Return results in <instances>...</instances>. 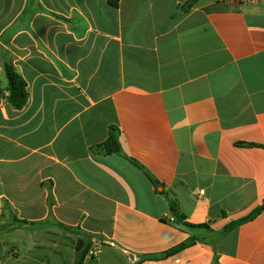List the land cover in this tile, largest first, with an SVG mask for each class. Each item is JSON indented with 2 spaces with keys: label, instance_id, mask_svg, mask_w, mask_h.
<instances>
[{
  "label": "crops",
  "instance_id": "obj_1",
  "mask_svg": "<svg viewBox=\"0 0 264 264\" xmlns=\"http://www.w3.org/2000/svg\"><path fill=\"white\" fill-rule=\"evenodd\" d=\"M187 1L0 0V264H264V0Z\"/></svg>",
  "mask_w": 264,
  "mask_h": 264
},
{
  "label": "trees",
  "instance_id": "obj_2",
  "mask_svg": "<svg viewBox=\"0 0 264 264\" xmlns=\"http://www.w3.org/2000/svg\"><path fill=\"white\" fill-rule=\"evenodd\" d=\"M110 1L112 4L114 3V0H108ZM199 0H188L182 7V11L183 12H188L192 7H194L196 5V3ZM4 68V72L7 78V96H6V101L11 104L15 109H21L26 101H27V93H26V88H25V83L22 80V78L16 73V71L13 69L12 66L8 65V64H4L3 65ZM99 147H102L106 153L110 154V153H120V146H119V142H118V132L114 129V128H110L109 129V134H108V138L107 140L101 144ZM137 165V164H136ZM140 169H142L145 173V175L150 179L151 182L155 183V181L151 178V176L144 170V168H142V166L137 165ZM172 211H173V207H171ZM261 211H264V203H262V205L260 207H258L257 209H255L249 216H247L246 218H243L237 222H234L230 225H228L225 229L224 232L232 229L233 227L239 225L240 223H243L247 220L252 219L253 217H255L257 214H259ZM58 226L60 228L66 229L68 230L69 228L62 225V224H58ZM191 229H199L202 227H206L204 225H199V226H188ZM12 228H6V230H11ZM223 232V233H224ZM191 241L188 242H184L181 243L180 245H178L177 247H175L173 249V251H177V250H181L183 249L185 246H187ZM83 245V242L81 240H78L77 243V247L80 248ZM91 248V246L89 244H86L84 246L83 252L81 257L78 259L76 264H81L83 257L85 255V253H87L89 251V249Z\"/></svg>",
  "mask_w": 264,
  "mask_h": 264
},
{
  "label": "built area",
  "instance_id": "obj_3",
  "mask_svg": "<svg viewBox=\"0 0 264 264\" xmlns=\"http://www.w3.org/2000/svg\"><path fill=\"white\" fill-rule=\"evenodd\" d=\"M246 1H252V0H246ZM169 221L171 223L174 222V220L172 218H169ZM101 250L99 248L98 242H93V247H91L89 249V251L87 252V257L91 258V257H97L100 254Z\"/></svg>",
  "mask_w": 264,
  "mask_h": 264
}]
</instances>
